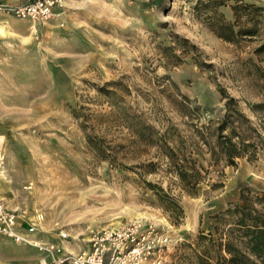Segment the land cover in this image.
I'll return each instance as SVG.
<instances>
[{"label": "rangeland", "instance_id": "1", "mask_svg": "<svg viewBox=\"0 0 264 264\" xmlns=\"http://www.w3.org/2000/svg\"><path fill=\"white\" fill-rule=\"evenodd\" d=\"M235 3L253 4L241 19L264 18V0H64L61 15L38 26L39 68L7 78L16 102L27 104L31 89L34 105L16 115L19 161L8 179L0 174V198L38 218L39 238L76 252L92 231L138 219L171 239L163 264H194L199 235L216 238L213 223H233L226 210L241 195L264 192V51L254 50L264 38L229 41L214 30L217 19L233 21ZM221 87L254 127V152L234 165L215 162L195 131L224 113ZM164 132L175 161L179 150L197 161L192 193ZM39 257L0 235V264Z\"/></svg>", "mask_w": 264, "mask_h": 264}, {"label": "trees", "instance_id": "2", "mask_svg": "<svg viewBox=\"0 0 264 264\" xmlns=\"http://www.w3.org/2000/svg\"><path fill=\"white\" fill-rule=\"evenodd\" d=\"M252 6V3H235L232 6L233 21L224 19L215 21L214 30L217 36L229 41H238L239 38L259 34L264 38V18L246 15L245 19H241V11ZM254 50L257 53L264 51V40ZM199 63L206 65V63ZM219 91L223 98H226L224 113L215 124H202L195 131L198 142L205 146L215 162L223 158L226 164L234 165L236 158L249 156L250 152H254L256 143L250 135L254 127L249 117L237 106L235 97L229 95L224 87L219 88ZM254 106L259 107L261 104ZM143 134L141 127L137 131V137ZM88 138L92 143L90 136ZM160 140L167 149V156L174 162L183 188L192 193L201 177L196 159L179 150V161H175L178 151L176 152L167 143L166 132L161 134ZM215 185H217L216 182L211 183V186ZM151 186L155 185L151 184ZM241 198V204L226 210L232 214L233 223L225 229L219 227L216 222L213 223L217 233L216 238L213 237L212 232H209L207 238L205 235H199L197 243L201 249L195 252L194 264H264V192L254 195V199H249L244 194ZM255 200L259 203L258 207L253 205ZM174 205L177 210L181 209L176 203ZM203 238L207 239L206 243L202 242Z\"/></svg>", "mask_w": 264, "mask_h": 264}, {"label": "built area", "instance_id": "3", "mask_svg": "<svg viewBox=\"0 0 264 264\" xmlns=\"http://www.w3.org/2000/svg\"><path fill=\"white\" fill-rule=\"evenodd\" d=\"M64 0H18L15 4L0 0V8L28 19L38 38V26L61 15ZM39 220L23 217L0 198V235L18 243L34 246L41 254L40 264H163L170 238L143 220L107 225L90 233L78 251L68 250L61 242L39 238ZM64 229L59 239L67 238Z\"/></svg>", "mask_w": 264, "mask_h": 264}, {"label": "crops", "instance_id": "4", "mask_svg": "<svg viewBox=\"0 0 264 264\" xmlns=\"http://www.w3.org/2000/svg\"><path fill=\"white\" fill-rule=\"evenodd\" d=\"M5 1L15 4L18 0ZM45 34V29L38 27V37L43 39ZM35 39L28 19L19 18L0 8V174L6 179L10 172H16L19 161L20 144L15 133L22 129L16 121V115L18 112L29 111L34 105L31 89H28L30 93L26 97L28 103H17L18 91L15 88L9 89L7 78L16 77L23 72L24 77L32 79L40 61V45ZM11 84L15 87V81H11ZM2 179L0 177L1 181ZM6 205L17 209L7 203ZM20 259L23 260L24 257ZM38 262L40 264V257Z\"/></svg>", "mask_w": 264, "mask_h": 264}]
</instances>
